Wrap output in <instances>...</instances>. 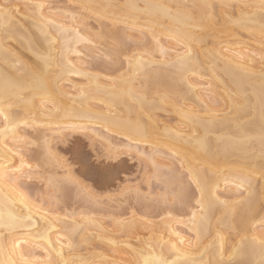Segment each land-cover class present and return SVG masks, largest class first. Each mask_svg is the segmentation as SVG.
Here are the masks:
<instances>
[{
	"label": "snow or ice",
	"instance_id": "6c2138e0",
	"mask_svg": "<svg viewBox=\"0 0 264 264\" xmlns=\"http://www.w3.org/2000/svg\"><path fill=\"white\" fill-rule=\"evenodd\" d=\"M62 10L72 27L54 19ZM174 18L182 27H165ZM229 24L251 40L258 26L264 53V0H0V264H95L77 253L105 237L127 257L105 264H264V54L259 68L226 65V111L189 91L197 49L214 72L226 63L216 32ZM68 74L95 81L121 119L69 108ZM160 112L179 117L165 148L152 135ZM85 199L99 218L77 219ZM174 217L187 232L164 233Z\"/></svg>",
	"mask_w": 264,
	"mask_h": 264
},
{
	"label": "bare ground",
	"instance_id": "6f19581e",
	"mask_svg": "<svg viewBox=\"0 0 264 264\" xmlns=\"http://www.w3.org/2000/svg\"><path fill=\"white\" fill-rule=\"evenodd\" d=\"M18 2L23 3L24 0H18ZM36 2L41 3H57V4H78V3H86V2H96V3H108V2H118L123 3L126 0H36ZM137 2L144 3H155V4H168V5H176V4H193V3H203V2H216V3H233V2H247V0H137ZM219 11V10H218ZM57 23H63L65 27H72L73 20L71 16L64 17L63 10L54 18ZM77 24L80 21H76ZM165 27H174L179 28L182 27L180 22V18H174L172 20L164 21ZM223 25V21H222ZM232 25H227L221 29H218L216 32V44L218 50L222 53L223 58L226 63H221L213 71L212 65L206 61L207 53L202 49H197V51L202 52L199 60L202 62L200 68H197V75L192 76L190 74V82L194 81L193 88L189 91L194 92L195 95L192 97L194 100L203 101L205 104L209 105L212 111H218L219 109L215 107L217 101L220 102V108L225 111L227 108L225 107V102L227 97L225 92L227 91L224 88V81L227 80L228 74L224 71L226 65L228 63L231 64L232 67L242 66L251 64L253 61L256 63V67L259 68L260 56L264 53L260 50V41H259V32L257 26V39L251 40L248 38V33H244V35H239V30L233 33L231 31ZM160 31V29H158ZM80 47H84V45H80ZM211 47V45H209ZM73 65H76L80 68H84L85 64L74 57L69 59V67L71 68ZM201 71H203V78L201 77ZM64 84L67 85V92L69 94L70 99L67 101V106L69 108L74 109L76 112H92L96 113L100 110H103V114L109 118V123L118 121L121 119L122 108L119 106V102L114 100L111 96H109L103 89L97 90L95 87V81H89L84 79L80 75H66V79ZM187 90V86H185ZM46 115L44 117H40V120H46ZM135 113L132 114V119L135 120ZM167 118V119H165ZM123 119H128V114L125 111L123 114ZM179 117L172 112V115L169 117L167 113L160 112L156 114L155 121L159 124V128L152 131V135L155 139V142L161 147L165 148L170 145L172 141L169 139L168 135L165 132V127H167L170 131H175V125ZM163 121V122H162ZM170 121V122H169ZM98 128V134H103L105 136H110L114 134V128L108 127V124H104L103 126L96 125ZM108 128V131L105 132V128ZM117 138H122L121 136H117ZM146 147V145L141 144V148ZM230 143L227 139L221 144L222 151L230 150ZM107 195L113 196L117 201L122 199V196L118 191H106ZM84 210V215L87 216H96L97 218L101 215V207L99 205L89 203L87 199L80 202V207L76 208L77 219L80 218L79 214L81 210ZM90 209H95V211H90ZM71 211V209H69ZM190 215V213H189ZM116 219H120V217H116ZM186 219V218H185ZM83 222V221H82ZM111 226V222L105 221ZM164 233L167 235L169 231L180 232L181 234L187 232V228L185 227V222L181 221L179 217H174L165 222V224L161 225ZM143 229H141L142 231ZM114 235H119V232L114 233ZM159 235V233H158ZM111 237H105L104 243H100V241H96L97 247L88 248L84 247L83 253H77L78 256H84L90 261H94L95 264H105L106 260L121 259L127 258L119 255H115L113 252V245H109L107 240ZM53 239H55L53 237ZM119 243V242H117ZM100 244H105L107 248L101 246ZM133 244H135V240H133ZM102 250L100 249L101 247ZM105 249V250H104ZM37 252L40 253V249L37 248ZM42 255V253H40Z\"/></svg>",
	"mask_w": 264,
	"mask_h": 264
},
{
	"label": "rangeland",
	"instance_id": "374dc122",
	"mask_svg": "<svg viewBox=\"0 0 264 264\" xmlns=\"http://www.w3.org/2000/svg\"><path fill=\"white\" fill-rule=\"evenodd\" d=\"M106 191H107V190H106ZM100 245L103 246L104 248H105V247L107 248V246H104L105 244H100ZM101 246H100V247H101ZM103 247H101L100 249L102 250ZM104 250H105V249H104Z\"/></svg>",
	"mask_w": 264,
	"mask_h": 264
}]
</instances>
